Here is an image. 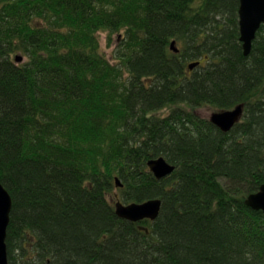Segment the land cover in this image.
Instances as JSON below:
<instances>
[{
	"label": "trees",
	"instance_id": "obj_1",
	"mask_svg": "<svg viewBox=\"0 0 264 264\" xmlns=\"http://www.w3.org/2000/svg\"><path fill=\"white\" fill-rule=\"evenodd\" d=\"M239 7L0 0L10 264H264V211L246 203L264 184V23L245 54ZM239 104L228 132L199 112ZM158 157L175 166L161 179ZM153 198L156 220L116 213Z\"/></svg>",
	"mask_w": 264,
	"mask_h": 264
},
{
	"label": "water",
	"instance_id": "obj_2",
	"mask_svg": "<svg viewBox=\"0 0 264 264\" xmlns=\"http://www.w3.org/2000/svg\"><path fill=\"white\" fill-rule=\"evenodd\" d=\"M239 22L240 39L243 42L244 53L249 54L257 31L264 23V0H240ZM171 48L176 52L179 51L175 40L172 41ZM22 59L20 55L16 57L17 61H21ZM198 64L199 62L191 63L190 67L194 68ZM242 114L243 105H238L232 110L214 113L212 115V122L226 132L235 126ZM148 165L158 179L169 175L175 169V166L168 162L165 157L150 159ZM117 184L118 186H123L119 179H117ZM246 203L254 209L264 211V184L260 187L259 191L248 196ZM161 207L162 200L159 198L132 203H124L120 199L116 201V213L118 216L134 222L144 219L156 220L160 214ZM12 209L13 198L0 180V264H10L7 237Z\"/></svg>",
	"mask_w": 264,
	"mask_h": 264
},
{
	"label": "rangeland",
	"instance_id": "obj_3",
	"mask_svg": "<svg viewBox=\"0 0 264 264\" xmlns=\"http://www.w3.org/2000/svg\"><path fill=\"white\" fill-rule=\"evenodd\" d=\"M105 35H103L102 36V38H103V46L106 48V49H108V52L109 53H111V51H112V49H113V47H110V48H108L107 46H106V40H105ZM218 110H220V109H218V108H215V107H213V106H203V107H200L199 108V112L201 113V114H203L204 116H206V117H211L212 115H213V113H216V111H218Z\"/></svg>",
	"mask_w": 264,
	"mask_h": 264
}]
</instances>
